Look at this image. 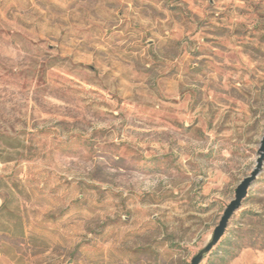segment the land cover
I'll list each match as a JSON object with an SVG mask.
<instances>
[{"label": "rangeland", "instance_id": "374dc122", "mask_svg": "<svg viewBox=\"0 0 264 264\" xmlns=\"http://www.w3.org/2000/svg\"><path fill=\"white\" fill-rule=\"evenodd\" d=\"M263 135L264 0H0V264H191Z\"/></svg>", "mask_w": 264, "mask_h": 264}, {"label": "water", "instance_id": "95a60500", "mask_svg": "<svg viewBox=\"0 0 264 264\" xmlns=\"http://www.w3.org/2000/svg\"><path fill=\"white\" fill-rule=\"evenodd\" d=\"M258 158L256 164L251 171V173L243 178L235 190L234 198L227 204L219 223L214 229L212 238L209 242L192 258L191 264H200L215 245L222 239L224 236L229 222L235 212L242 206L244 199L248 195L249 188L251 184L257 179L258 175L261 173L264 166V135L260 142V147L258 150Z\"/></svg>", "mask_w": 264, "mask_h": 264}, {"label": "trees", "instance_id": "16d2710c", "mask_svg": "<svg viewBox=\"0 0 264 264\" xmlns=\"http://www.w3.org/2000/svg\"><path fill=\"white\" fill-rule=\"evenodd\" d=\"M248 216L253 219L256 223L262 225V228H249L242 230L239 228L240 232L238 234V239L240 242L239 247L244 246H254L257 248H264V211L263 212H253L247 211ZM245 231V232H244Z\"/></svg>", "mask_w": 264, "mask_h": 264}]
</instances>
